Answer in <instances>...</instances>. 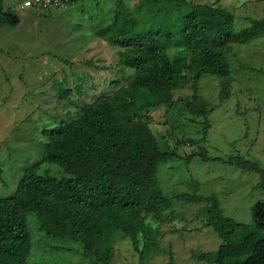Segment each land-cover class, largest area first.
<instances>
[{
	"label": "trees",
	"instance_id": "trees-1",
	"mask_svg": "<svg viewBox=\"0 0 264 264\" xmlns=\"http://www.w3.org/2000/svg\"><path fill=\"white\" fill-rule=\"evenodd\" d=\"M217 2L137 0L131 9L125 0L115 1L113 18L96 35L117 51V79L105 83L109 93H100L102 89L97 95H79L68 106L61 103L64 117L58 126L44 129L47 141L38 164L25 170L10 196L0 197V264L39 263L31 225L41 234L42 247L58 248L53 259H62L61 252L68 251L62 245L68 241L95 264H113V243L120 236L130 240L138 264H149L157 239L148 219L162 224V212L171 208L173 198L204 203L197 217L221 240L215 251L193 254L194 260L264 264V201L252 206V224L246 225L224 216L215 197H165L156 178L159 163L183 158L162 141L172 129L165 124L161 130L152 127L150 114L163 109L167 116L181 105L203 118L205 136L208 103L196 94L175 100L173 91L184 86L188 73L193 84L209 75L218 79L220 100H226L232 84L227 48L264 37V18L249 19L248 27L236 31L233 14ZM19 23L15 11L5 9L0 0V29ZM86 66L104 69L93 62ZM90 87L97 88L93 83ZM196 156L255 172L262 178L257 187L264 188V168L256 163L238 155L226 161L210 158L204 149L184 160Z\"/></svg>",
	"mask_w": 264,
	"mask_h": 264
},
{
	"label": "rangeland",
	"instance_id": "rangeland-1",
	"mask_svg": "<svg viewBox=\"0 0 264 264\" xmlns=\"http://www.w3.org/2000/svg\"><path fill=\"white\" fill-rule=\"evenodd\" d=\"M22 1L3 0L4 8L15 11L20 23L0 29V197L10 196L25 170L38 164L47 141L44 129L58 126L64 117L61 103L68 106L79 95L109 93L105 83L117 79L113 73L118 69L117 51L96 35L97 28L113 18L116 0H76L67 11L46 13L20 11ZM186 1L210 4L217 0ZM125 3L127 8L137 7V0ZM217 4L233 14L236 31L248 27L249 19L264 18V0H218ZM226 58L232 78L226 100H220L218 79L209 75L193 84L188 73L184 86L173 91L175 100L196 94L208 103L210 127L205 136L203 118L192 116L181 105L167 116L163 109L150 114L152 127L161 130L165 124L172 129L162 141L183 158L159 163L156 178L165 197H215L224 216L250 225L252 206L264 201V188L257 187L262 178L257 173L221 161L204 162L197 156L184 160L204 149L210 158L226 161L238 155L264 168V37L245 45L233 44ZM91 62L104 69L87 67ZM92 83L97 88L90 87ZM187 140L196 143L189 146ZM204 205L173 198L171 208L162 212V224L148 219L157 239L147 257L149 264H205L194 260L193 254L215 251L221 240L197 217ZM31 228L36 262L95 264L68 241L62 245L68 248L61 252L62 259H53L60 253L58 248L46 243L42 247L41 234L34 225ZM119 237L113 243L112 263L138 264L130 240Z\"/></svg>",
	"mask_w": 264,
	"mask_h": 264
},
{
	"label": "built area",
	"instance_id": "built-area-1",
	"mask_svg": "<svg viewBox=\"0 0 264 264\" xmlns=\"http://www.w3.org/2000/svg\"><path fill=\"white\" fill-rule=\"evenodd\" d=\"M72 0H23L21 9H33L39 12L63 11Z\"/></svg>",
	"mask_w": 264,
	"mask_h": 264
},
{
	"label": "crops",
	"instance_id": "crops-1",
	"mask_svg": "<svg viewBox=\"0 0 264 264\" xmlns=\"http://www.w3.org/2000/svg\"><path fill=\"white\" fill-rule=\"evenodd\" d=\"M19 10L20 11H28V10H32L34 11L35 13H40L39 11H36V10H33V9H21V4H20V7H19ZM57 12V11H56ZM41 13H46V12H41ZM19 16V15H18ZM20 18V17H19Z\"/></svg>",
	"mask_w": 264,
	"mask_h": 264
}]
</instances>
